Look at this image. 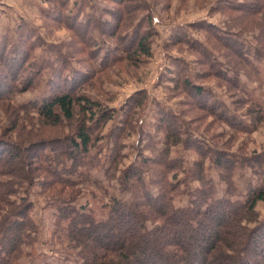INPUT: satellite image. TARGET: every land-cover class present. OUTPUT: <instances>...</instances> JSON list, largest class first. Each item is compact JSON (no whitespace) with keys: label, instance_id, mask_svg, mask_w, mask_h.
I'll use <instances>...</instances> for the list:
<instances>
[{"label":"trees","instance_id":"trees-1","mask_svg":"<svg viewBox=\"0 0 264 264\" xmlns=\"http://www.w3.org/2000/svg\"><path fill=\"white\" fill-rule=\"evenodd\" d=\"M56 1L57 4H52L54 10H57L53 11L54 17L47 18L75 30L74 23L68 20L70 17L61 15L67 1ZM159 1L152 0V3L158 5ZM169 1L165 4L166 7H169ZM107 2L111 7L103 12L108 13L110 18H106V21L101 19V24L104 33L117 39V45L109 48L101 63H105L112 56L116 63L124 62L128 66L137 67L144 61L145 56L150 57L153 54L154 7L147 0ZM86 7L87 4L83 2L82 11ZM229 7L218 4L213 11H227ZM143 11L147 14L140 17ZM94 23L96 18L89 16L88 23L82 25L84 27L76 28L81 31L79 34L82 41L88 39ZM127 25L134 28L128 39L124 35L125 30L119 32ZM97 26H100V22ZM216 26L208 20L191 22L187 25L188 29L204 32L207 42L192 39L186 28H179L170 40V47L181 50L186 44L185 49L197 56L202 69L196 74L200 81L212 76L237 87L236 77H239L242 68L245 66L244 69L249 73L255 65L250 64L249 57L241 49L238 50L237 41L222 36ZM26 38L28 40L30 35ZM9 42V35L0 40V62L4 66L7 79L13 85L27 58L24 53L16 54V51L22 50L19 47H14L15 54L6 53L5 47L7 48ZM96 43L93 41L90 44V61H95L92 57L98 56L99 51L94 49ZM220 48L229 52V56L223 54L224 61L214 54V49L221 50ZM228 57L234 75L226 67ZM173 60L178 68L172 71L174 74L169 79L174 82L173 89L185 97L181 102L188 106L185 110H201L196 119H200L206 130L213 131L214 137H220L221 133L215 131V127L226 118V110L217 106V99H214L207 86L202 82L192 81L186 74L184 76L186 70L179 65L180 58L173 57ZM95 68L93 64L94 71L79 73L67 88H59L44 98L35 106L37 116H20L22 109H18L19 114L14 113L16 120L12 121L16 127L18 125L16 140H13L15 135L12 130L10 134L1 132L0 264H14L24 254L25 245L34 243L39 231L31 215L32 203L25 196L19 202L10 198L11 195L18 194V187L24 182L33 186L39 179V186L50 199L70 204L82 193L78 188L80 181L73 178V175L80 172L88 176L90 169L98 165L101 159L92 153V149L103 138V129L114 117V108L103 107L98 100L79 91L81 86H90L88 84L91 83L98 85L100 81L96 82V77L100 72H96ZM65 83L67 85L69 82L65 80L63 84ZM7 85L0 82V88L5 89ZM30 85L28 83L23 89ZM143 91L129 98L123 107V120L108 136L113 146L107 157V176L117 179L122 189L130 192V199L113 197L106 214L101 217L94 211H86L87 206H65L58 221L61 225L65 224L61 231L66 236L63 241L68 245V260L75 261L65 264H264V220L259 218L257 210L258 203H264V183H250L244 198L233 199L234 187L230 168L225 165L220 154L215 163L220 170L219 175L229 185V192L215 196L216 182L205 175V155L200 148L201 157L196 159L192 173L200 183L193 194L195 197L192 196L187 205L180 206L175 202L176 196L184 193L181 185L185 181L178 179L177 173L183 169V165L180 158H171L172 147L181 142L187 147L191 146L190 143L196 138L190 131H202L203 129L198 128L201 124L195 125L192 120L183 128L176 113L160 109L154 128L156 133L163 136L161 148L153 143L151 134H146L150 142L142 147L150 148L151 154L140 151L139 159L137 157L134 162L121 168L123 158L127 157V153L123 152L126 147L123 140L140 127L135 114L136 107L146 97V92ZM205 94L208 99L202 102ZM210 97L213 99L211 103ZM26 111L28 115L31 114L27 109ZM206 114L213 118L207 120ZM53 132L60 135L55 139L49 138ZM224 139L228 144L236 140L234 136H225ZM7 151L10 153L9 161H4Z\"/></svg>","mask_w":264,"mask_h":264},{"label":"rangeland","instance_id":"rangeland-1","mask_svg":"<svg viewBox=\"0 0 264 264\" xmlns=\"http://www.w3.org/2000/svg\"><path fill=\"white\" fill-rule=\"evenodd\" d=\"M66 1L67 6L61 10V15L70 17L68 20L74 23L75 30L69 29L56 20L49 21L47 18L54 17L53 11L57 10H54L52 4H57L56 0H0V40L6 35L10 36V42L7 48L5 47V51L12 55L15 54L14 47H19L22 50L16 51V54L24 53L27 58L13 85L7 79L4 66L0 62V78H3L0 82L8 84L5 89L0 88V136L2 131L10 134L12 130L15 135L13 140H16L18 125L16 127L12 121L16 120L14 113H18V109H22L23 112L20 116L27 115L29 118L37 116L35 111L37 104L59 88H67L79 73L94 71L93 64L96 72H100L97 74L96 82H100L98 85L91 83L88 84L90 86H81L79 91L98 100L103 107L114 108V117L103 129V138L92 149L93 154L101 157L98 165L90 169L88 176L80 172L73 175V178L80 181L78 188L82 190L75 201L68 204L50 199V196L44 194L39 186L38 183L41 181L39 179L33 186L24 182L18 187V194L11 195V200L19 202L20 198L25 196L32 203L31 215L39 228L34 243L25 245L24 254L14 264H65L68 261L75 263L73 259L68 260L69 256L66 252L68 245L63 241L66 240V236L61 231L65 224L61 225L58 221V216L65 206L76 208L87 206L86 211H94L101 217L106 214L108 205L113 202V197L130 199V192L122 189L117 179H110L107 176V157L113 146L108 136L112 129L123 120V107L126 106L129 98L141 90L146 92V97L136 107L135 114L140 127L123 140L126 143L123 152L127 153V157L123 158L121 168L134 162L137 157L139 159L140 151L143 154H151L150 148L142 147L150 142L146 134H151L153 143L161 148L163 136L155 132L154 123L158 111L163 109L176 113L183 128L193 120L195 125L201 124L198 128L203 129L202 131L189 130L196 138L190 143L191 146L187 147L181 142L172 147L171 158H180L183 165V169L177 173L178 179L185 181L181 185L184 193L176 196L177 205L189 204L190 198L195 197L193 194L200 186L198 180L192 175L194 163L201 157L200 148L205 155L203 160L205 175L216 182L215 196L229 192V185L219 175L220 170L215 163L216 157L220 154L223 156L225 165L230 168L234 187L233 199L244 198L250 183L256 185L264 183V0H184L183 2L182 0H160L158 5H154L152 0H147L154 7L153 54L150 57L145 56L144 61L137 67L128 66L124 62L116 63L112 56H108L105 63H101L102 58H106L105 54L108 53L109 48L117 45V39L110 38L107 33H104V27L101 24V19L106 21V18H110L108 13L103 12L111 7L107 0ZM168 1L170 5L166 7L165 4ZM83 2L87 4V7L82 11ZM218 4L231 8H227L228 12L225 9L214 12V6ZM143 14L145 17L147 12L143 11L140 17ZM89 16L95 17L96 23L91 27L88 39L82 41L79 34L81 31L76 28L87 24ZM151 19L150 22H152ZM199 20H208L216 24L220 34L237 41L238 50L241 49L245 56L249 57L250 64L255 65L249 73L244 69L245 66L242 68L239 77H236L238 78L237 87L230 86L212 76L200 81L196 74L202 69L197 56L185 49L186 44L181 50L170 47V40L179 28H186L192 39L207 42L204 32L191 31L187 27L189 23ZM99 22L100 26H97ZM129 26L122 27L119 31L125 30L124 35L127 39L134 29ZM27 35H30L28 40H26ZM93 41L97 42L94 49L99 51L98 56L92 57L95 61L98 60L96 62L90 61V44ZM218 49H214V54L224 61L223 54L229 56V52L227 49L225 51ZM173 57L180 58L179 65L186 70L184 76L186 74L192 81L202 82L207 86L214 99H217V106L226 110V118L215 127V131L221 133L220 137H214V132L206 130L200 119H196V116L197 118L200 116L201 110L194 108L185 110L188 106L182 105L181 102L185 97L173 89L174 82L169 79L174 74L172 71L178 68L174 64ZM226 67L234 75L229 57ZM65 80L69 82L67 85L63 84ZM88 80L91 82L90 78ZM28 83L31 85L23 89V86ZM207 99L208 96L205 94L202 102H206ZM211 101H213L212 98L209 102ZM26 109L31 112L30 115L25 113ZM185 111L187 113L184 114ZM205 118L211 120L213 117H208L206 114ZM58 134L53 132L49 138L55 139ZM225 136H234L236 140L228 144L224 139ZM140 139L142 140L139 145ZM9 155V151L5 152L4 161H9ZM16 162L19 163V160L16 159ZM147 178L148 174H146ZM257 210L259 218L264 220L262 201L258 203Z\"/></svg>","mask_w":264,"mask_h":264}]
</instances>
